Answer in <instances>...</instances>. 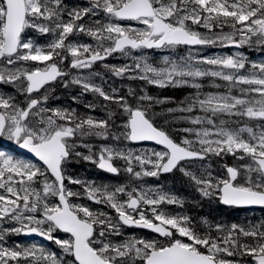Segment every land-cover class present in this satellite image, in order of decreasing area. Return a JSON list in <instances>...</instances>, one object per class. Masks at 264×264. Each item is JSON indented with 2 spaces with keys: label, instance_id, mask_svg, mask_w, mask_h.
<instances>
[{
  "label": "snow or ice",
  "instance_id": "6c2138e0",
  "mask_svg": "<svg viewBox=\"0 0 264 264\" xmlns=\"http://www.w3.org/2000/svg\"><path fill=\"white\" fill-rule=\"evenodd\" d=\"M97 14L107 22H85V17ZM125 20L145 27L117 22ZM27 29L51 39L43 45L24 39ZM78 34L95 43H80ZM217 43L264 46V0H91L88 7L71 9L64 0H0V83L14 84L24 97L19 101L0 93V137L29 150L39 161L0 151V224L14 225L0 227V264H242L245 257L252 264H264V223L248 228L216 225L213 236L211 231H197L191 217L164 209V205H182L176 196L153 189L129 190L126 185H97L65 171L74 158L116 175L121 168L115 162L124 161L123 170L137 179L179 168L204 197L218 194L224 205L264 207V62H250L239 52L212 57L189 52L175 59L164 57L160 65L143 56L131 65L105 64L117 77L159 88L195 90L181 106L166 110L183 113L179 119L198 126L180 129L185 133L180 142L154 122L158 115L154 105L170 103L169 98L137 95L131 88L128 97L119 96L115 89L106 92L94 83L91 73L69 79L70 72L64 69L66 61L71 70H90L114 53ZM28 62L32 63L25 67ZM205 78H219L224 84L214 86L226 90L203 92ZM55 83L96 94L126 119L116 125L117 112L97 119L78 115L74 109L47 107ZM114 127L121 131L114 133ZM90 136L152 141L163 150L137 154L103 145L94 152L92 145L83 143ZM79 147L87 154L77 151ZM209 156H232L242 163L225 165L223 178L211 172L198 176L183 167L182 162ZM68 184L81 185L82 192ZM82 195L113 209L115 219L103 210L71 202ZM125 226L149 229L164 240L133 237L113 242L111 237L121 235ZM60 232L67 238L55 235ZM21 234L52 241L59 252L34 244L6 246V237Z\"/></svg>",
  "mask_w": 264,
  "mask_h": 264
},
{
  "label": "rangeland",
  "instance_id": "374dc122",
  "mask_svg": "<svg viewBox=\"0 0 264 264\" xmlns=\"http://www.w3.org/2000/svg\"><path fill=\"white\" fill-rule=\"evenodd\" d=\"M144 26V25H142ZM198 30L201 32V33H206V29H204L203 27H199ZM224 31L227 32L229 31V29L227 27L224 28ZM244 47V48H243ZM241 48H225L224 45H221L219 43L217 44H214V45H206V46H199V47H187L188 49L187 50H180L178 52H168L170 50L168 49H162L163 51L160 52V53H150L146 50H138V51H132L131 55H121L119 57H122L123 58V61H121L120 63L119 62H115L113 65H120V64H123V65H131L133 64L134 60H136L137 58H140V57H144L146 58L150 63H153L155 65H160L162 64V61H163V58L164 57H167V55L169 53H172L173 56L170 57L172 59H175V58H178L176 57L177 54H180L181 52H184L185 55H180L179 57H184V56H187L189 54V52H191V54L194 56V57H212V56H224V55H234L236 53H242L248 61L250 62H255V63H261V62H264V53H262L264 51V46H260L258 45V47H256L255 49H252L253 46H243ZM176 51V50H175ZM165 52H168L166 54V56H163V54ZM124 78H128L127 76H124ZM92 79H93V82L98 84L96 82V76L94 74H92ZM207 79V78H205ZM119 80V79H118ZM204 85V88H203V92L207 93V92H218V91H225L223 90V88H221L222 90L220 89H216V87L214 86L215 82H212L211 80H208V81H201ZM122 85V80H119V86ZM144 86H148L144 81H141L139 79H131L129 81L126 82V86L121 88L120 91H118L120 94H118L119 96H125V97H128L129 96V92H128V89L131 88L133 90L134 93H136L137 95H141L143 93H147L149 95H151L149 92L146 91V88ZM195 90L192 89V93L194 92ZM179 94H184V91H180ZM189 94H185L182 96L181 98V101H184L185 98L188 96ZM129 102L131 103L132 100L130 99ZM202 113H199L197 115H200ZM178 115H181V114H178ZM178 115H170L168 118L171 119L172 123L173 124H177L178 126H175L176 128L178 129H183V128H187V127H198L196 125H192L190 124L189 122V125L187 123V121L185 120H182V119H179ZM226 119V117H224ZM185 136V133L183 131H181V133H179V138H180V141L181 139ZM188 138L189 139H194V137L191 135V134H188ZM115 142H112V145L113 147H119L121 149H131L133 150L134 152H136L137 154H139L140 152L142 151H151L153 149H155L156 151H161V150H158L156 148H153V147H131V146H128L126 145V148L122 147L121 145L115 143ZM90 145L93 146L92 150L94 152L98 151V149L105 145V143H100V144H95V143H91ZM87 150V149H86ZM88 151V150H87ZM230 156H225L223 158L221 157H218V156H210L209 157V166H208V162L204 164H199V162H197L196 164H194V166H189L190 168L186 169L187 171H191L195 174H197L198 176L200 175H205L207 172H211V174H213V161L214 160H223V159H227L229 158ZM232 161L234 162L233 164L234 165H237L238 163H242V161H236L233 157H232ZM208 166V167H207ZM125 167V165H124ZM137 169L139 168L138 166L136 167ZM150 168V166H149ZM185 168V167H184ZM123 169V168H122ZM125 183L128 185H131L133 189L134 186L136 183H133L132 184V181L134 180V177L129 174V173H125ZM132 177V178H131ZM222 178V177H221ZM120 185H123L121 183H116L115 186H120ZM148 189H153V187H147L146 190ZM196 191V188H193V189H190V190H187L186 192L189 193V196H191L194 192ZM124 198V197H123ZM179 198V197H178ZM185 213L186 212H189V213H192V214H195V211H196V207L194 205H187L186 206V209H184ZM198 221H201V222H204V219L202 217H199L198 218ZM112 239V238H111Z\"/></svg>",
  "mask_w": 264,
  "mask_h": 264
},
{
  "label": "trees",
  "instance_id": "16d2710c",
  "mask_svg": "<svg viewBox=\"0 0 264 264\" xmlns=\"http://www.w3.org/2000/svg\"><path fill=\"white\" fill-rule=\"evenodd\" d=\"M154 89V88H153ZM154 91H155V93H156V95L157 96H164V95H170L171 93L170 92H168V90H160L159 92L156 90V89H154ZM175 96H177V94H175ZM181 96V95H180ZM104 103V104H103ZM168 104V103H167ZM156 107V106H155ZM96 108H103V111L100 113V114H98V115H96L95 114V116H97V117H95V118H97V119H107L108 118V114L110 113V112H117V108H116V106L115 105H113V104H107V103H105V102H98L97 103V107ZM157 108V107H156ZM167 109V108H166ZM166 109H164V112L166 111ZM164 112H161V114H159V113H157L158 115V117L160 118V120L163 122V123H165V124H167V120H168V117L167 116H164L166 113H164ZM122 115V113L121 112H117V115L115 116V117H118V116H121ZM115 117H113V120L115 121ZM159 121H157V123H158Z\"/></svg>",
  "mask_w": 264,
  "mask_h": 264
},
{
  "label": "flooded vegetation",
  "instance_id": "af4514ba",
  "mask_svg": "<svg viewBox=\"0 0 264 264\" xmlns=\"http://www.w3.org/2000/svg\"><path fill=\"white\" fill-rule=\"evenodd\" d=\"M67 64H68V62L66 61L65 64H64V69L66 71L70 72V76L68 77L70 79V77H71V69H69L67 67ZM52 87H53L54 90L50 93V97H52L57 90H61V92L63 94L69 93L68 92V88L63 87L60 83H55ZM12 94H13V92L11 93V95ZM16 98L19 101H23L24 100V97L22 95H19V94H18V96ZM0 146H11V147H13V146H18V144H16L14 141L8 140L6 137H0Z\"/></svg>",
  "mask_w": 264,
  "mask_h": 264
}]
</instances>
